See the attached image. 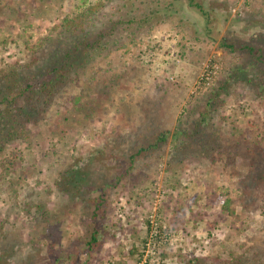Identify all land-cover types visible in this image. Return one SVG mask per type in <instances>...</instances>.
Returning a JSON list of instances; mask_svg holds the SVG:
<instances>
[{
    "label": "rangeland",
    "instance_id": "1",
    "mask_svg": "<svg viewBox=\"0 0 264 264\" xmlns=\"http://www.w3.org/2000/svg\"><path fill=\"white\" fill-rule=\"evenodd\" d=\"M194 1L204 12L0 0V89L18 83V104L77 46L68 83L0 153V264H264V87L230 78L260 73L241 46L262 44L264 0ZM197 121L185 147L176 132Z\"/></svg>",
    "mask_w": 264,
    "mask_h": 264
},
{
    "label": "trees",
    "instance_id": "2",
    "mask_svg": "<svg viewBox=\"0 0 264 264\" xmlns=\"http://www.w3.org/2000/svg\"><path fill=\"white\" fill-rule=\"evenodd\" d=\"M191 3L199 7V9L204 12L201 3H197L194 0H191ZM75 19L78 21L79 18L75 17ZM69 21L71 23H74L73 19ZM79 24L81 23L79 22ZM256 35L260 37L259 40H261L262 42L261 45L255 47V45L253 44H244L241 46V48L248 54L258 55L255 62L261 65L260 73H258L255 77L251 78L247 70L239 67L234 69V72L230 78L234 80L239 79L242 82H246L248 85H250V87L254 89H258L256 91L258 94H260L259 90L262 87H264V33L257 32ZM221 45L226 47L230 51H235L237 48L233 42L229 43L225 40L222 41ZM76 47L73 48L68 47L64 55V60L56 64L52 69H50L51 70L50 72L53 74V78H50L48 81L44 82L40 87V89H35L34 86L30 85L31 82H28L25 91L23 92L22 90H20L24 94H26L25 92L29 93L25 99L26 102L23 105L18 104L15 101V98H9L10 96L13 95L14 92H16L19 89L18 83L14 82L12 86L7 85L5 91H3L4 89L3 90L0 89V107L4 106L0 111L4 115V118H8L9 124L12 125V127H9L10 131L7 134H5L2 131L6 127H3L2 129L0 127V153L2 152L5 143L9 142L12 136L17 138L23 132L20 129L21 126H25L27 123L30 122L38 123L41 114V111L38 109V105L39 106L40 104H42L43 106L51 105L53 97L58 95L62 91L64 86L68 83L69 81L68 75L72 68L71 59L74 58L76 55L74 53L75 51L74 48ZM219 88L220 89L217 91V97L221 96L220 90H222V87ZM212 101H214V99H211V101H208L206 103V107L208 109L213 108ZM202 117L203 118L200 119L201 121L206 120V114L202 115ZM200 130H201V123L197 121L193 130L190 131L188 129L179 128V130L176 133L177 135H180V137L185 138V140L183 141V145L187 147L186 140H189L195 131L198 132ZM167 133L168 132L161 133L160 136L158 137V140L154 144H150L147 147L139 148V150L135 153V155L132 158L141 155V153L144 151L148 152L151 149H154L155 147H159L162 142L166 141ZM80 175H82V173ZM74 176L65 177V178H69L70 180H72ZM255 180L258 181L260 184L264 183V175L255 177ZM97 239H98L97 236L93 235L92 237L93 241L89 242V245H91ZM5 260L6 259L4 256L0 258L1 262Z\"/></svg>",
    "mask_w": 264,
    "mask_h": 264
}]
</instances>
